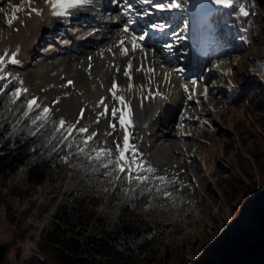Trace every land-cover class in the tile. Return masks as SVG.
I'll use <instances>...</instances> for the list:
<instances>
[{"label":"rangeland","instance_id":"374dc122","mask_svg":"<svg viewBox=\"0 0 264 264\" xmlns=\"http://www.w3.org/2000/svg\"><path fill=\"white\" fill-rule=\"evenodd\" d=\"M169 2L153 0V3ZM175 2L179 7L164 10L146 4L137 9L139 14L130 16L133 20L146 17L143 15L146 11L155 15L157 24L166 26L164 32L146 27L141 33L156 36L152 42L155 48L150 49L162 51L154 55L159 65L148 76L146 88L153 84L164 99L159 100L157 111L145 122L136 112L139 118L127 129L130 143L156 170L155 174H180L183 185L175 187L174 201L185 197L184 203L178 201L173 211L164 207L156 212L161 221L156 239L132 264H264V6L259 5L261 23L252 39L232 53L222 44L223 40L214 44L210 31L202 29L204 19L220 6L211 0ZM13 7L7 0L0 3V54L19 48L15 58L20 64L8 63L7 68L21 74L27 96L36 97L42 106L51 109L52 124L60 119L75 124L83 109L77 128L86 127L87 134L97 133L89 148L104 146L115 155L116 144L122 146L124 137L119 124L122 109L119 101L110 92L112 104L102 117L99 113L103 109L92 103V94L85 98L83 92L65 87L71 78L59 62L64 56L61 52L67 51L63 42L57 43L60 36L53 37L44 47L39 46L35 41L45 21L39 20L35 33L21 34L19 23L30 8L17 12L13 25L8 26L6 17L12 15ZM165 43L173 44V50L166 49ZM156 70L159 78L154 76ZM117 72L114 80L117 77V81H123ZM166 72L180 79L189 93L170 86L166 75L163 77ZM98 80L94 78L93 84L100 83ZM111 88L109 84V91ZM205 88L207 97L202 95ZM128 91L119 96L130 103L135 90L131 87ZM189 94H193L192 100L187 98ZM66 104L68 108L62 113ZM112 108L117 109L115 118L111 115ZM13 109L19 110L11 113L10 122L17 123L23 109L20 104ZM130 116L125 110L126 121L131 120ZM29 123L26 119L17 126L24 128ZM80 139L81 136L76 137L77 143ZM22 178L20 169L11 180L21 185ZM73 184L76 181L64 179L35 185L26 195L7 194L0 203V264H40L37 256L48 257L42 250V254L38 252L41 231L48 227L53 209L66 198L67 188ZM121 184L127 186L125 182ZM20 188L24 190L27 186ZM127 195L123 187L116 192L110 188L94 209L112 220ZM48 203L50 207L46 210Z\"/></svg>","mask_w":264,"mask_h":264},{"label":"trees","instance_id":"16d2710c","mask_svg":"<svg viewBox=\"0 0 264 264\" xmlns=\"http://www.w3.org/2000/svg\"><path fill=\"white\" fill-rule=\"evenodd\" d=\"M243 2L250 13L248 17L239 15L236 8L220 6L204 19L202 25L203 32L208 30L213 35L214 44L223 40L222 44L225 43L224 46L232 53L242 49L244 43L252 39L261 23L260 6H264V0ZM5 71L22 79L20 73L11 71L7 66ZM21 101H17L16 105ZM16 105L8 102L7 95L0 96V203L7 194L26 195L31 187L45 182L54 183L64 179L76 181V184L67 188L66 198L56 204L48 227L41 231L38 252L42 254V250L48 257L36 255L39 257L38 262L134 263L156 239L155 235L161 225L156 212L164 207L173 211L177 203L185 201V197L174 201L177 195L175 187L182 186V181L179 179L176 185L167 189L172 193V199H165L156 192L140 195L137 190L135 195L128 193V199L120 203L111 220L105 214L97 213L94 207L101 203L104 191L110 188L114 192L121 191V187L125 189L126 186L110 183L109 178L103 175V169L93 171V164L83 155H75L65 163L61 157L67 154V150L52 151L59 140L58 134L56 139H51L55 124L49 122L40 133L33 136L30 133L35 131V126L31 123L22 128L17 123L10 122L11 114L8 109ZM95 166L99 168L98 164ZM20 169L23 171L21 185L27 186L24 190L23 187L20 188V183L11 180L12 175ZM165 176L180 178V174ZM106 186H109L108 189L103 190ZM134 196L136 197L133 198ZM145 205L147 207L143 208ZM49 207L48 203L45 209Z\"/></svg>","mask_w":264,"mask_h":264},{"label":"bare ground","instance_id":"6f19581e","mask_svg":"<svg viewBox=\"0 0 264 264\" xmlns=\"http://www.w3.org/2000/svg\"><path fill=\"white\" fill-rule=\"evenodd\" d=\"M7 1L13 6L21 5L23 2V0ZM109 1L111 2L112 0H89L88 3L77 5L69 9L67 15L52 16L51 8L45 3V0H33L31 5L33 6L35 3L38 4L37 7L33 8L40 10L42 15H36L35 13L25 15L24 21L19 23L18 31L21 34H25V32L31 33L33 31L35 33L39 26V20L43 19L45 25L42 28L39 27V35L35 42H38L39 46L44 47L53 37H57V35L60 36L61 39L57 41V43L63 42L62 47L67 49V51L61 52L64 58L62 57L59 62L63 63V70L70 75V80L74 82L71 86H68V88L76 93L83 92L85 98H90V94H92L91 100L95 106L102 97L106 98L105 103L110 108L112 103L109 84L112 85L114 81L118 83L116 91L117 96H119V94H128L129 85L131 84L132 88L135 90L133 99H130V103L128 102L131 106V122L134 123L136 121L138 117L136 112L139 113L142 122H145L151 115L153 116L154 111H157L159 100L164 99V96L160 95L156 89L157 87H152V81L150 82L152 84H150L151 87L146 88L149 86L147 82L148 76L152 73V71H148V69H155L159 65V60H156L154 55L156 53V55H158L160 52L162 53V51L156 49L151 51L150 46H152V48L154 47L152 42L153 40L155 41L154 38L156 36L152 38L150 37L151 35H149L145 38V40L149 41L145 42L144 40L142 42L144 51L137 50L133 53L131 51L130 35L123 31L124 24L129 18L123 15L124 0H115L116 5L113 9H100V5H106ZM1 2L2 0H0V3ZM131 2L136 9L143 7V5L137 4L136 0H131ZM27 7L31 8L27 2H23V8ZM131 15H133V13L130 14V16ZM154 18L155 17L151 15L146 17L141 16L139 18L135 17L134 19L137 24L134 23L130 27L136 35H140L143 28L151 27L150 21L153 20L151 24H157L159 22ZM141 22H144V24L141 25ZM75 26H77V28L73 29ZM1 28L0 24V29ZM66 29L67 31H64ZM152 36L154 35L152 34ZM121 40L125 41L123 47L129 49L128 55H123L122 53V46H120ZM49 55L53 56L52 53ZM145 55L147 58L143 59ZM130 60L132 63V68L130 69L131 80L124 75V71ZM166 62L169 61L166 60ZM141 65H143L144 70H138L141 68ZM117 68H119L118 72ZM116 72L123 77V81H117V77L114 80V73ZM154 74V76L159 78L157 70ZM166 74V81L170 86L179 87L181 90H184L180 83V79L176 77L173 78L172 75L170 76L169 72L164 73V78ZM94 78H99L100 83L97 85L93 84ZM139 87H142L143 90L141 91ZM149 89H151V95L149 94ZM139 92L142 93L140 94ZM128 99L129 98H127V100ZM134 103L137 104L136 107H133ZM67 108L68 105L66 104L62 109V113H64ZM99 108L103 109L102 106ZM159 137H161V135Z\"/></svg>","mask_w":264,"mask_h":264},{"label":"snow or ice","instance_id":"6c2138e0","mask_svg":"<svg viewBox=\"0 0 264 264\" xmlns=\"http://www.w3.org/2000/svg\"><path fill=\"white\" fill-rule=\"evenodd\" d=\"M23 2H27L29 5H31L33 0H23ZM23 2L21 5L14 6L12 9V15L6 17L8 26H11L14 20L17 18L16 13L24 10ZM88 2L89 0H45V3L51 8L52 16L67 15L69 9ZM136 3L140 5L148 4L161 10L179 7L175 0H170V2L167 4L153 3V0H136ZM211 3L224 8H236L238 14L243 17H248L250 15L243 0H211ZM32 13H35L36 15H42V12L35 8H30L29 15ZM132 13H137V9L134 7L131 0H124L123 15L129 18L124 24L123 31L124 33L130 35L131 51L133 53H135L137 50L143 52L144 46L142 42L145 40L148 34L145 32L143 34L136 35L131 29L130 26L135 23V20L130 18V14ZM147 14L148 13L146 11L143 13V15ZM165 27V25L160 24L151 25L153 30L159 32H164ZM124 44L125 41L121 40L120 46H122V53L123 55H128L129 49L127 47H123ZM164 47L171 50L173 48V44L165 43ZM18 54L19 48L11 53H9L8 50H5L2 54H0V96L7 95L11 105H16L17 101H21V97H24L23 101L20 103V108H22L23 111L22 114L17 118V124L26 119L30 120V123L35 126V131H32L30 134L35 136L40 133L41 129H43L46 124L50 122L51 109L48 106H42L36 97L27 96L26 94L28 93V89L23 86V80L19 76L5 71L6 64L8 63L12 65L20 64V61L15 58ZM146 58L147 57L145 55L143 59ZM214 67L218 68L219 65H214ZM131 68L132 63L130 60L124 71V75L128 77L129 80H131ZM138 70H144L143 65H141V68ZM117 71H119V68H117ZM148 71H154V69H148ZM73 83V81L69 80L64 86L68 87ZM131 87L132 85L130 84L129 88ZM182 87L185 93H189V89L186 85ZM117 88L118 85L114 81L110 92L112 97L119 101L120 105L122 106L119 115V124L124 130V137L122 146L120 143L116 144L115 155L113 154L112 149L105 147L89 148V142L93 140L97 133L93 132L91 134H87L88 129L86 127L77 128L80 119L83 118V109H81V117L77 119L75 124H69L64 119H60L58 123L55 124L51 139H56L58 134L59 140L52 151L59 152L61 150H67V154L61 157L65 163H67L68 160L75 155L85 156L89 163L93 164V171H99L100 169L104 170L103 175L109 178L110 183L115 184L125 182L127 185L124 189L126 193L135 195L137 190H139L140 195H144L146 192H156L161 194L165 199H172V193L167 191V189L176 185L179 182V178L177 176L169 178L165 175H156V170L142 159V154H140L138 149L130 143V137L127 129L129 126H131V120L126 121L125 110H127V114L130 116L131 109L130 105L125 101L123 96H117ZM149 94L151 95V89H149ZM193 94H189L187 98L192 100ZM202 95L207 97V88H205ZM105 99L106 98L102 97L96 105L97 107H103V111L99 113V116H105L109 111V106L105 103ZM58 102L59 101L57 100L53 103L55 104ZM197 103H199L198 100ZM18 110L19 109L13 108L8 109L10 114ZM111 115L114 118L117 116L116 108L111 109ZM99 116L97 122L99 121ZM110 127L114 128L115 125H110ZM77 136H81L79 143L76 141ZM51 139L49 140V143H51ZM96 164L99 165V168L95 166Z\"/></svg>","mask_w":264,"mask_h":264}]
</instances>
